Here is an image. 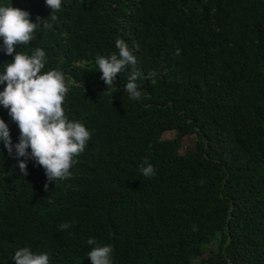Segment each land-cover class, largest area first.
<instances>
[{"label":"trees","instance_id":"1","mask_svg":"<svg viewBox=\"0 0 264 264\" xmlns=\"http://www.w3.org/2000/svg\"><path fill=\"white\" fill-rule=\"evenodd\" d=\"M0 6L34 23L51 15L45 0ZM56 15L17 51L45 50L42 72L64 73L65 114L91 138L72 176L45 191L34 160L21 173L20 130L0 106L13 142L11 155L0 143V264L20 247L92 264L89 238L113 246V264H264V0H62ZM117 38L145 75L160 73L137 81L139 101L127 71L104 93L95 61L118 52ZM12 59L0 51V69Z\"/></svg>","mask_w":264,"mask_h":264},{"label":"clouds","instance_id":"2","mask_svg":"<svg viewBox=\"0 0 264 264\" xmlns=\"http://www.w3.org/2000/svg\"><path fill=\"white\" fill-rule=\"evenodd\" d=\"M51 9L48 19L37 17L33 22L31 13L14 8L0 6V39L3 44L0 51L12 56L10 63L0 69V85H6L0 91V106L8 111L13 122L20 130L19 142L15 144L18 158H25L19 162V169L27 176V160H34L45 170L48 183L45 191L52 182L58 183L72 176L71 169L78 163V157L85 151L90 141L91 132L80 121L70 120L64 110L65 97L69 88L65 83V75L60 70L42 72L47 64L46 52L41 47H35L31 55L17 51V47L28 46L35 37V33L47 34L58 19L56 13L61 11L62 0H45ZM118 52L109 56H97L96 64L102 75L107 91L117 93V76L128 72L124 91L133 101L142 99V91L138 80L157 83L160 75L156 70L144 74L137 67V58L133 50L121 38L115 41ZM177 49L175 55H181ZM130 70V71H129ZM0 143L7 149L9 155L13 153V142L8 124L0 118ZM31 149V152H29ZM140 174L145 178L156 175L154 166L147 158L139 167ZM72 225L64 222L60 231H66ZM195 230V226H193ZM89 251L86 253L92 264H113L114 248L112 245H101L95 238L87 240ZM12 260L15 264H50L48 252H34L30 247H20L15 251Z\"/></svg>","mask_w":264,"mask_h":264},{"label":"rangeland","instance_id":"3","mask_svg":"<svg viewBox=\"0 0 264 264\" xmlns=\"http://www.w3.org/2000/svg\"><path fill=\"white\" fill-rule=\"evenodd\" d=\"M171 135H172V134L167 133V134L164 135V138H169V137H171Z\"/></svg>","mask_w":264,"mask_h":264}]
</instances>
